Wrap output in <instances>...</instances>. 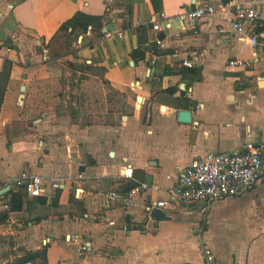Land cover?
<instances>
[{"label":"crops","instance_id":"1","mask_svg":"<svg viewBox=\"0 0 264 264\" xmlns=\"http://www.w3.org/2000/svg\"><path fill=\"white\" fill-rule=\"evenodd\" d=\"M222 1L0 0V73L6 58L12 62L9 78L0 77V194L22 169L62 181L55 199L25 196L19 208L0 207V264H207L206 247L217 264H264V173L253 189L205 212L168 191L196 156L248 139L264 145V62L233 27L232 11L217 6L197 26L179 18ZM235 1L256 3L264 17V0ZM161 11L167 20L153 30ZM80 12L96 19L75 27L76 39L53 59L62 25ZM194 51L197 65H181ZM235 57L251 68L230 67ZM64 60L101 68L96 83L122 103L89 114L60 110L53 84ZM182 108L191 121L180 120ZM16 109L32 117L22 120L23 135ZM127 164L132 178L123 175ZM142 181L163 188L135 195L126 216L109 193ZM162 198L168 219L150 217L148 206Z\"/></svg>","mask_w":264,"mask_h":264},{"label":"built area","instance_id":"2","mask_svg":"<svg viewBox=\"0 0 264 264\" xmlns=\"http://www.w3.org/2000/svg\"><path fill=\"white\" fill-rule=\"evenodd\" d=\"M232 11L233 27L239 32L248 36L253 53L258 60L264 62V17L256 3L242 1H222L221 3H206L198 5L193 9H188L179 14L181 20H187L190 24L197 26L198 21L204 16L214 13L216 7ZM161 19L167 20V14L164 11L159 13V17L152 23V29L161 28ZM167 24H170L167 22ZM250 28H257L252 33L248 32ZM247 33V34H246ZM119 35L123 37V32L115 33L113 30H107V36ZM159 43L163 40L158 39ZM199 53L194 51L190 56L182 59L181 65L194 67L199 60ZM228 65L238 66L245 69L251 68V62L241 57L232 58ZM264 173V145L253 140H246L241 148L233 151H209L206 154L196 156L189 166L184 167L173 186L168 191L169 194L179 202L188 204L202 202V211L213 202L234 196H240L253 189L255 184ZM123 175L132 178L134 175V166L127 164L124 166ZM79 178L83 177L79 174ZM62 181L57 178L43 177L30 169H22L15 174L11 180V192L25 191L26 196L47 197L55 199L61 188ZM160 184H150L142 181L130 187L126 191L114 190L109 193V200L114 203L117 200L123 202V212L126 216L132 213L134 196L144 190H161ZM11 193L0 194V207L8 209L10 206ZM169 204V199H159L154 206H148L147 214H151L155 208L165 207ZM108 224L112 227L117 226V221L108 219ZM125 230L130 229L128 221L122 224ZM87 249L86 243L82 250ZM207 264H217L216 256L210 248H205ZM29 264V263H23Z\"/></svg>","mask_w":264,"mask_h":264},{"label":"rangeland","instance_id":"3","mask_svg":"<svg viewBox=\"0 0 264 264\" xmlns=\"http://www.w3.org/2000/svg\"><path fill=\"white\" fill-rule=\"evenodd\" d=\"M72 36L76 39L77 34L69 35V30L60 32L59 40L50 52L53 59L65 51L67 42L71 40ZM101 72V68H93V66L84 61L77 62L74 60L70 63L68 60H64L59 69L56 70L55 76L57 78L54 81L55 84H53V90L57 95L55 103H57L59 109L76 115H78V111L80 113L84 111L89 114L90 111L96 109L110 108L114 111L118 104L122 102L113 100L114 97L111 95L113 93L106 85L96 83L98 79H96L95 74H100ZM2 77L4 79L7 78L6 76ZM9 111L13 113L12 109ZM14 112V125L17 127L15 132H20V135H23L22 128L27 130L28 124L22 123V120H31L32 117L19 113L20 111L17 109ZM90 115L85 120L94 117L93 113H90Z\"/></svg>","mask_w":264,"mask_h":264},{"label":"trees","instance_id":"4","mask_svg":"<svg viewBox=\"0 0 264 264\" xmlns=\"http://www.w3.org/2000/svg\"><path fill=\"white\" fill-rule=\"evenodd\" d=\"M96 18L94 16H91L89 14L80 12L76 13L75 16L62 25L61 29L62 30H69V35L73 33L75 30V27H82L84 29L88 28V25L91 24ZM75 32V31H74ZM137 52V50H136ZM12 62L10 59L6 58L5 60V65H4V70L2 73H0V77L6 76L9 78L10 70H11ZM9 193V192H7ZM11 200H10V205L11 208H19L22 206V203L24 202L26 193L25 191H19V192H11ZM7 195V194H6Z\"/></svg>","mask_w":264,"mask_h":264},{"label":"water","instance_id":"5","mask_svg":"<svg viewBox=\"0 0 264 264\" xmlns=\"http://www.w3.org/2000/svg\"><path fill=\"white\" fill-rule=\"evenodd\" d=\"M24 76H26V74H24ZM25 88H26V85L25 84H21V86H20L21 92L19 94V101L20 102H22V98H23V95H24ZM194 105H196V101L194 102ZM45 115L46 114L44 113V116ZM191 118H192L191 111H189L188 109H185V108L180 109V120L191 121ZM40 121H41V119L34 120V122H40ZM150 180H152V179H150ZM10 187H11L10 184L7 185V188L4 189V191L1 192V194H6L9 191ZM201 204H202V202L198 203L197 205L199 206ZM149 216L153 217V218H157V219H159V218L168 219V217H169V216H167V214L161 208L153 209L151 214H149Z\"/></svg>","mask_w":264,"mask_h":264}]
</instances>
